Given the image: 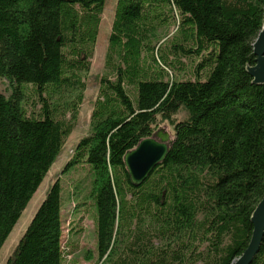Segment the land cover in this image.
<instances>
[{
    "label": "trees",
    "instance_id": "trees-1",
    "mask_svg": "<svg viewBox=\"0 0 264 264\" xmlns=\"http://www.w3.org/2000/svg\"><path fill=\"white\" fill-rule=\"evenodd\" d=\"M105 1L0 0V78L11 88L0 93V248L93 81L90 131L67 165L91 166L100 264H231L264 194V84L246 71L264 0H116L108 74L87 76ZM186 58L192 77L177 79L170 70ZM163 122L169 152L134 185L123 156ZM60 194L56 180L4 264H64ZM250 264H264V235Z\"/></svg>",
    "mask_w": 264,
    "mask_h": 264
},
{
    "label": "rangeland",
    "instance_id": "rangeland-1",
    "mask_svg": "<svg viewBox=\"0 0 264 264\" xmlns=\"http://www.w3.org/2000/svg\"><path fill=\"white\" fill-rule=\"evenodd\" d=\"M116 0H106L102 19L97 35V40L93 49V55L90 59L91 69L87 76H102L108 74L105 67V54L107 49L108 34L111 30V24L114 16ZM176 20L172 21L170 26L161 27L158 32L160 40L158 44L163 45L175 34ZM183 66L170 70V74L177 79L191 78L190 59H182ZM98 86L93 81H89L83 92L84 101L78 106V116L72 132L66 138L62 153L50 167L37 190L27 203L21 216L15 223L12 231L0 248V264H4L7 257L17 244L21 235L25 231L35 211L43 201L49 187L58 180L61 187L60 201L61 212L60 219L62 222L61 242L66 251L64 264H100L97 249L96 235L94 226L95 207L93 200L89 195L92 185L93 172L91 166L79 159L70 165L67 163L74 158V148L80 138L89 134L90 116L95 103ZM11 88L6 79L0 78V93L9 96ZM75 92L64 93V101L70 100ZM186 113L181 111L175 115L177 120H183ZM160 129L168 133L170 138L173 137V129L167 123L160 124ZM158 128V129H159ZM119 242L115 250L121 248V242L125 237L118 236ZM124 240V241H122ZM123 244V243H122ZM106 263V261H105Z\"/></svg>",
    "mask_w": 264,
    "mask_h": 264
},
{
    "label": "water",
    "instance_id": "water-1",
    "mask_svg": "<svg viewBox=\"0 0 264 264\" xmlns=\"http://www.w3.org/2000/svg\"><path fill=\"white\" fill-rule=\"evenodd\" d=\"M255 63L246 66V71L252 77V83L264 84V24L260 28L253 43ZM172 139L162 129H157L150 136L142 138L123 156L129 178L134 185L142 183L153 168L159 165L169 152ZM252 231L247 246L231 264H250L257 253L264 235V194L250 216Z\"/></svg>",
    "mask_w": 264,
    "mask_h": 264
}]
</instances>
